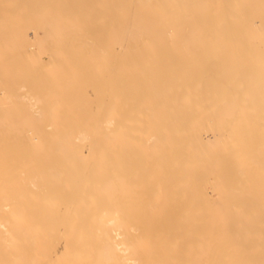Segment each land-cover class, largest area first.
<instances>
[{
	"label": "bare ground",
	"instance_id": "bare-ground-1",
	"mask_svg": "<svg viewBox=\"0 0 264 264\" xmlns=\"http://www.w3.org/2000/svg\"><path fill=\"white\" fill-rule=\"evenodd\" d=\"M0 264H264V0H0Z\"/></svg>",
	"mask_w": 264,
	"mask_h": 264
},
{
	"label": "rangeland",
	"instance_id": "rangeland-1",
	"mask_svg": "<svg viewBox=\"0 0 264 264\" xmlns=\"http://www.w3.org/2000/svg\"><path fill=\"white\" fill-rule=\"evenodd\" d=\"M44 30L45 31H48V28H47V26L46 25H44ZM42 44H43V46L44 47H48V44H49V40H47V39H44L43 41H42Z\"/></svg>",
	"mask_w": 264,
	"mask_h": 264
}]
</instances>
